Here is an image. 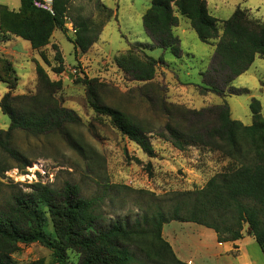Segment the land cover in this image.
Segmentation results:
<instances>
[{"label": "trees", "instance_id": "trees-1", "mask_svg": "<svg viewBox=\"0 0 264 264\" xmlns=\"http://www.w3.org/2000/svg\"><path fill=\"white\" fill-rule=\"evenodd\" d=\"M35 1L21 0L19 12L0 6V33L4 41L15 36L28 41L33 50H39L50 44L56 30L66 35L65 20L71 0H53V13L37 7ZM102 7L109 13L105 22L95 25L84 18L76 22V36L71 40L76 54L86 53L111 19L112 10ZM177 13L189 19L203 43L216 46L210 67L202 74L210 88H202V92L221 96L245 92L231 85L258 55L264 56V23L242 9H237L229 20L220 21L209 13L205 0H152L144 14L143 26L153 43L145 48H161L164 52L155 59L141 56L131 48L117 58L118 68L131 81L150 84L156 78L158 66L165 63L167 52L184 56L180 39L174 34V28L179 25ZM36 72L39 88L35 94L14 95L17 84H8L9 91L0 102L2 112L10 119L9 128L0 130V150L22 163L21 168L31 163L13 145L16 131L35 137L56 133L74 144L68 139V129L82 123L77 112L63 106L57 98L61 81L51 80L40 64L36 65ZM80 82L86 87L92 109L109 118L117 131L154 157L152 132L106 104L103 85L97 79L85 77ZM161 105L167 119L157 135L179 151L193 146L220 153L229 161L222 172L193 190L162 196L144 193L142 213L134 219L130 215L107 219L102 210L104 197H87L76 184L66 183L58 189L36 183L29 192L6 193L0 188V264H15L12 255L19 246L34 243L51 250L57 264H69L68 252L78 255L77 264H188L176 256L163 237L164 225L171 222H189L212 229L220 243L237 241L246 231L264 252L261 103L252 100L253 122L249 126L232 118L226 101L192 109L167 103L163 96ZM31 264H44V261Z\"/></svg>", "mask_w": 264, "mask_h": 264}, {"label": "rangeland", "instance_id": "rangeland-1", "mask_svg": "<svg viewBox=\"0 0 264 264\" xmlns=\"http://www.w3.org/2000/svg\"><path fill=\"white\" fill-rule=\"evenodd\" d=\"M17 1V4H9L0 0V6L19 12L22 3ZM37 1L42 3L43 0ZM148 2L135 0L132 10L147 8ZM102 6L101 0H71L65 20L66 35L56 30L54 44L51 39L43 49L33 50L28 41L15 36L4 41L0 33V102L9 91L8 84H17L14 95L35 94L39 88L36 65L40 64L51 80L61 81L57 98L63 106L76 111L82 120L81 124L68 129V139L74 144L56 133L35 137L16 131L13 145L31 164L21 168L22 163L15 162L0 150V188L6 193L11 190L29 192L30 186L36 183L58 189L66 183L76 184L87 197H104L102 210L107 219L127 215L134 219L142 213L144 193L162 196L203 187L229 163L218 152L193 146L179 151L160 138L157 132L167 119L161 97L164 96L167 103L192 109L226 101L232 118L249 126L253 122L252 100L260 101L264 112V60H259L264 56L258 55L260 58L256 57V62L232 83L233 88L245 92L226 93V96L209 91L204 93L202 88L210 86L202 74L210 67L214 47L188 36L181 46L184 56L176 57L167 52L164 60L170 68L159 65L152 83L131 81L118 68L117 58L132 48L141 56L158 59L163 50L145 48L150 39L141 23L131 27L122 23L121 17L130 10L124 9V0H121L119 18H113L105 25L99 40L86 53L75 52L71 40L76 36V22L81 18L95 25L105 22L109 13ZM177 16L184 24L186 19ZM85 77L97 79L103 85L106 104L123 111L152 132L150 142L155 150L154 157H149L136 143L117 131L109 118L92 109L86 98V87L80 82ZM9 124V116L0 107V130H7ZM12 257L15 264H31L38 260H43L44 264H57L52 251L39 243L21 244ZM67 257L69 264H77V254L68 252Z\"/></svg>", "mask_w": 264, "mask_h": 264}, {"label": "crops", "instance_id": "crops-1", "mask_svg": "<svg viewBox=\"0 0 264 264\" xmlns=\"http://www.w3.org/2000/svg\"><path fill=\"white\" fill-rule=\"evenodd\" d=\"M4 1H7L5 3L9 4H17L18 2L17 0ZM148 1V3L151 5L152 0ZM205 1L207 3L209 13L220 21L229 20L237 9H242L247 10L253 19L264 23V0ZM101 2L113 12L109 22L113 18H119L121 0H101ZM134 5L135 0H124V9L130 10L125 12L121 19L122 23L128 27H131V25L137 22L143 25L144 14L150 8V6H147V8L134 11L132 10L134 9ZM184 18L186 19L185 23L182 24L181 19H179V25L174 28V34L180 39V46L185 43V41L188 39V36H191V38H194L195 40H197L196 38L199 39L197 33L192 28L189 19L186 17ZM193 32L195 37L192 35ZM220 34H222V31H220ZM148 37L150 39L148 45H151L153 41L149 35ZM54 39L55 38L53 35L52 44H54ZM212 46L214 47V56L216 46ZM163 52L164 51H162L160 56L163 54ZM259 60L262 61L264 59L260 58ZM164 64L166 67L170 68L169 64ZM178 85L184 88L182 84L178 83ZM262 113L264 114L263 106ZM163 237L172 246L176 256L181 261L188 264H264L263 250L257 243L256 239L252 235H249L246 231L244 232L243 237L237 241L220 243L218 241L217 233L212 229L189 222H171L164 225Z\"/></svg>", "mask_w": 264, "mask_h": 264}, {"label": "built area", "instance_id": "built-area-1", "mask_svg": "<svg viewBox=\"0 0 264 264\" xmlns=\"http://www.w3.org/2000/svg\"><path fill=\"white\" fill-rule=\"evenodd\" d=\"M53 0H43L42 3H40L39 1H35V5L37 7H40L44 10L49 11L50 13H53V4H52ZM74 73H76V70H73Z\"/></svg>", "mask_w": 264, "mask_h": 264}]
</instances>
